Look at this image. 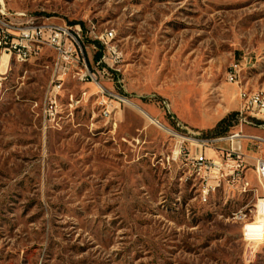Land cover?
I'll return each instance as SVG.
<instances>
[{
  "label": "rangeland",
  "instance_id": "rangeland-1",
  "mask_svg": "<svg viewBox=\"0 0 264 264\" xmlns=\"http://www.w3.org/2000/svg\"><path fill=\"white\" fill-rule=\"evenodd\" d=\"M3 2L81 24L90 68L97 35L114 31L125 64L101 81L130 102L108 114L71 76L44 129L53 52L0 53V264H264V240L244 233L264 194L256 173L251 190L225 183L204 203L184 154L197 133L234 130L207 134L239 110L240 87L264 88V0Z\"/></svg>",
  "mask_w": 264,
  "mask_h": 264
},
{
  "label": "built area",
  "instance_id": "built-area-1",
  "mask_svg": "<svg viewBox=\"0 0 264 264\" xmlns=\"http://www.w3.org/2000/svg\"><path fill=\"white\" fill-rule=\"evenodd\" d=\"M45 15L34 16L25 11H9L3 0H0V53L7 54L9 61L14 54H21L26 58H41L42 52H53V59L49 60L51 77L44 97V108H41L42 124L44 129L59 124L61 118H56V105L62 104V92L68 78L73 76L80 81L94 83L100 90V100L107 105V113L113 103L126 104L130 101L123 94L110 89L101 79L112 81V75L122 70L125 64L123 52L113 42L115 32L97 35V44L100 46L102 56L89 66L86 54L84 31L81 24L67 25L55 22ZM88 33V32H87ZM103 36L112 37V44H104ZM94 48H97L94 46ZM242 66L233 63L227 72V81L239 85ZM119 80V79H117ZM240 106L236 113L234 124L239 125L229 134L221 135L214 139L204 138L201 133L192 139V143L203 147H211L220 155L218 159L205 155L191 157L190 152H184L186 165L199 179V188L204 194V203L218 188L227 183L231 187L251 190L250 181L246 178L245 153L242 140L248 138L243 130L245 124L264 123V88L252 90L240 87ZM74 97V95H73ZM260 142L257 148L264 144V139L251 137ZM228 143L227 147L219 146ZM215 143L217 145H215ZM183 147L179 154L182 153ZM255 172L264 189V159L256 158ZM262 213L264 214V194ZM257 211H260L257 210ZM233 218H240V212L233 213Z\"/></svg>",
  "mask_w": 264,
  "mask_h": 264
},
{
  "label": "crops",
  "instance_id": "crops-1",
  "mask_svg": "<svg viewBox=\"0 0 264 264\" xmlns=\"http://www.w3.org/2000/svg\"><path fill=\"white\" fill-rule=\"evenodd\" d=\"M237 97L239 100L238 94ZM236 113L231 120L232 121L231 127L234 129L238 128L239 126L237 124H234V119H236ZM243 130L245 135L248 136V138L246 137L242 140V148L245 153L244 161L247 167L246 178L247 180L251 181V183H253L256 173L254 169L256 158L262 157L264 159V146H263L264 144L261 145L260 149H258L257 145H259L260 142L251 137H260L264 139V123L259 122L258 124H254V125L245 124L243 125ZM202 137H204V135ZM219 146L227 147V144L221 143ZM190 155L191 157H200L201 155H205L209 158H214V159H218L220 156L214 149L203 147L195 143H190Z\"/></svg>",
  "mask_w": 264,
  "mask_h": 264
},
{
  "label": "bare ground",
  "instance_id": "bare-ground-1",
  "mask_svg": "<svg viewBox=\"0 0 264 264\" xmlns=\"http://www.w3.org/2000/svg\"><path fill=\"white\" fill-rule=\"evenodd\" d=\"M107 32H114V31L111 30V31H107ZM111 38L112 37H110V36H103V43L107 44L108 40H110ZM14 56L17 57L19 60H22V61H28L29 59H31V58L22 57L21 54H14ZM56 107H57V105H56ZM145 114L149 117V119H151V121L153 123H155L158 126H161L163 129L165 128L160 122L155 120L150 114H148V113H145ZM182 139H184V138H182ZM200 197H201L202 201L204 202V194H203L202 190L200 192ZM207 201H208V198H207L206 202ZM262 206H263V197L258 199V203L256 206L255 211L257 213V220L254 222H251L250 224H248L244 228V233H245V236L247 237L248 240H258V241L264 240V214L262 213ZM259 209H260V211H257Z\"/></svg>",
  "mask_w": 264,
  "mask_h": 264
},
{
  "label": "trees",
  "instance_id": "trees-1",
  "mask_svg": "<svg viewBox=\"0 0 264 264\" xmlns=\"http://www.w3.org/2000/svg\"><path fill=\"white\" fill-rule=\"evenodd\" d=\"M101 56H102V52L99 51L98 53H96L95 59L99 60ZM234 115H235V113L233 115H231L230 117L224 118L221 121H219V123L216 125V127L214 129L209 130L207 134H212V135H216V136L224 134L226 131H228V128H229V127L225 128L224 125L227 122H232L231 120H232ZM231 126L232 125H230V127Z\"/></svg>",
  "mask_w": 264,
  "mask_h": 264
}]
</instances>
